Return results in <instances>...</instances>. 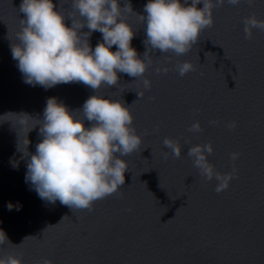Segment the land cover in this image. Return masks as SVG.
Segmentation results:
<instances>
[{"label": "water", "instance_id": "obj_1", "mask_svg": "<svg viewBox=\"0 0 264 264\" xmlns=\"http://www.w3.org/2000/svg\"><path fill=\"white\" fill-rule=\"evenodd\" d=\"M52 2L60 11L61 0ZM128 2L134 12L125 14L135 32L131 46L143 59L146 25L135 13L146 15L149 0ZM21 3L0 0V117L23 113L42 119L53 97L75 112L97 94L130 107L143 144L121 157L128 171L116 194L96 201L92 211L72 210L42 200L25 182L30 156L23 158L18 144L35 122L21 127L20 117L0 118V230L12 244L0 245V257H22V264H42L44 258L52 264H264V31L253 29V38L246 39L243 24L253 14L264 20V0L214 9L213 27L201 33L187 55L150 52L153 64L145 75L151 90L117 73L119 84L97 93L82 83L45 89L24 82L11 53L19 20L25 18ZM118 3L124 6V0ZM63 8L70 11V4ZM71 23L66 17V26ZM102 41L98 31L89 40L93 50ZM183 61L196 71L181 77L176 64ZM157 67L169 71L157 74ZM197 121L203 131H188ZM233 121L237 127L230 130ZM84 126L91 124L85 120ZM166 137L179 141L181 158L164 146ZM27 138V150L35 154L42 140L39 125ZM208 142L214 148L208 160L215 169L222 174L236 170L221 193L215 191L218 182L202 177L187 155L190 147ZM233 152L240 153L234 162Z\"/></svg>", "mask_w": 264, "mask_h": 264}, {"label": "clouds", "instance_id": "obj_2", "mask_svg": "<svg viewBox=\"0 0 264 264\" xmlns=\"http://www.w3.org/2000/svg\"><path fill=\"white\" fill-rule=\"evenodd\" d=\"M242 0H149L144 6L146 15L136 16L141 25H146L147 51L143 59L131 46L135 32L125 18L134 13L128 0L121 7L118 0H61L60 11L54 10L52 0H22L19 12L20 30L16 33L18 43L11 45L12 58L18 61L19 71L26 84L50 89L60 84L82 83L97 93L103 87L119 84L117 73L127 74L142 81L143 88L151 90L152 83L145 73L153 64L150 52L173 53L184 56L199 42L201 33L213 27V11L225 3L239 6ZM251 6L255 0H247ZM70 4V11L63 5ZM203 4L202 8L197 5ZM71 19V27L65 18ZM246 39L253 38V29L264 31V20L256 15L243 20ZM87 28V32L81 30ZM100 32L102 42L93 50L90 37ZM116 46L115 52L110 49ZM171 62V56H168ZM176 70L181 77L196 71L189 61L178 62ZM157 74L167 73L168 68L155 69ZM140 98L143 92L137 93ZM155 99V98H153ZM82 114V118H77ZM20 117V126L28 121L35 123L24 133L18 151L27 161L25 182L30 183L38 196L49 203L57 201L70 209L92 211L94 203L116 194L125 184L128 171L127 157L141 149L142 137L137 134L134 116L130 107L119 100L105 99L101 95L90 96L81 110L70 112L57 98H48L42 119L28 114H7ZM0 117V118H3ZM90 122L86 128L84 121ZM219 121H210L215 126ZM39 125L41 142L35 154L28 152L30 141L27 135ZM227 127L234 130L235 121ZM188 131H203L199 121ZM163 144L176 158H181L182 146L177 140L165 138ZM214 148L211 142L194 145L187 155L207 181L216 180L215 191L228 189L235 177V168L229 173H220L208 160ZM165 158L169 153H164ZM240 153H231V160L239 159ZM11 211L13 206L8 205ZM18 210V209H17ZM67 217V216H65ZM64 217V218H65ZM64 218L61 220L63 221ZM30 237H27L28 239ZM25 239V240H26ZM10 244L0 230V245ZM14 246V245H13ZM0 264H22V257L12 254L0 257ZM42 264H52L44 258Z\"/></svg>", "mask_w": 264, "mask_h": 264}]
</instances>
